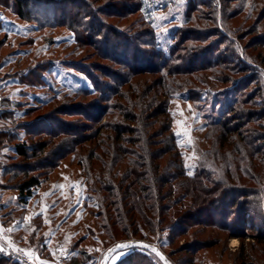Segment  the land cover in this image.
Segmentation results:
<instances>
[{
  "label": "trees",
  "instance_id": "obj_1",
  "mask_svg": "<svg viewBox=\"0 0 264 264\" xmlns=\"http://www.w3.org/2000/svg\"><path fill=\"white\" fill-rule=\"evenodd\" d=\"M140 4L139 0H13L20 20L36 23L39 29L68 27L80 48L92 49L94 56L105 62L104 66L94 67L97 77L87 73L95 89L80 91L76 98H90L88 108L92 111L87 105H64L58 114L84 118L96 125L106 120V124L93 130L80 121L58 124V119H50L48 125L39 120L30 125L28 138L32 145L22 143L14 148L24 166L15 177L21 179V201L26 203L34 197V190L40 185L34 174L44 168L55 169L70 157L101 197L98 224L111 240L145 238L144 230L156 234L169 225L173 244L177 239L195 236L190 234V225L215 227L219 231H230L238 225L240 229L231 232L240 231L244 238L253 237L264 245V230L251 233L256 229L251 214L262 210L264 202V86L258 77L264 65V35L258 31L248 35L228 32L236 37L238 52L222 54L218 49L201 50L194 46L207 44L212 35L191 28L175 42L168 55L161 54L158 61L134 67L132 60L138 62V55L142 54L138 47L153 45L148 22H141L140 29L132 35L122 31V25L140 13ZM44 6L48 12L52 6L61 10L47 17ZM263 9L264 4L259 12ZM74 10L75 15H70ZM198 10L196 4L188 6V25H200L201 19L194 17ZM218 36L221 37L219 33ZM247 38L250 40L245 43ZM221 40L224 41L219 45L229 41L224 37ZM185 51L192 52L196 59L186 67H173V62L180 60L177 53ZM157 55L154 53L153 58ZM203 74L231 85L248 76L245 81L249 83L239 82L225 111L215 119H207L204 139L210 148L201 154L191 172L174 132L170 101L178 92L193 94L197 87H204L209 77ZM231 76L243 77L231 80ZM253 84L256 93H248ZM63 102L72 101L63 98ZM35 160L38 161L29 166ZM235 210L239 219L230 221ZM221 217L226 219L222 223ZM218 244L191 243L181 251L191 253L194 260L200 251ZM151 261L152 258L137 253L127 255L118 264ZM0 264L19 262L0 253Z\"/></svg>",
  "mask_w": 264,
  "mask_h": 264
},
{
  "label": "rangeland",
  "instance_id": "obj_2",
  "mask_svg": "<svg viewBox=\"0 0 264 264\" xmlns=\"http://www.w3.org/2000/svg\"><path fill=\"white\" fill-rule=\"evenodd\" d=\"M139 1L140 13L125 22L122 31L132 35L140 29L141 22H148L151 24L149 29L153 31L150 38L153 45L138 47L142 54L139 53L138 62L132 60L134 67L158 61L161 54L168 55L175 42L191 28L196 32L199 30L212 35L207 44L194 46L198 45L201 50L218 49V53L222 54L225 51L228 54L238 52L236 46L239 43L228 32H245L248 35L258 31L264 35V9L259 12L264 0ZM191 4H196L199 9L194 15L201 19L198 27L187 24V9ZM8 5L9 9L0 7V239L15 251L24 248L31 252L37 251V264H118L127 255L137 253L152 258L151 264H264V245L253 237L244 238L240 231L231 232L232 229H240L234 223L230 231L190 225V234L194 233L195 236L177 239L173 244H170L169 225L156 234L144 230L145 238L130 236L118 240L109 239L98 224L101 197L88 184L84 172L70 157L55 169L44 168L34 174L38 176L40 185L34 190V197L26 203L21 201L18 192L21 179L15 177L24 166L14 148L22 143L32 145L28 138L30 125L39 120H44L46 124L50 119H58V124L80 121L93 130L106 124V120L96 125L84 118H66L58 114L64 105H87V109L92 111L88 108L90 98H76L80 91L95 89L94 82L87 73L97 77L94 67L104 66L105 62L99 61L92 49L80 48L68 27L39 29L36 23L20 21L13 14L16 12L15 8ZM45 6L44 15L47 17H53L57 10H61L52 6L48 12ZM75 13L76 10L70 15L74 16ZM218 33L221 37H216ZM222 36L229 41L219 45L224 41L221 40ZM249 40L247 38L245 43ZM121 42L126 43L123 39ZM157 52V57L153 58V54ZM191 53L178 52L180 60L173 62L172 66H188L189 61L196 59ZM261 70L262 74H258L261 79L259 84L264 86V65ZM125 74L127 72H122V75ZM203 77H209L204 87H197V92L193 94L190 91L178 92L170 101L174 132L180 141L186 166L191 172L196 169L201 154L210 148L204 139L207 119H215L225 111L234 99V87L239 82L249 83L245 81L248 76L234 85L216 82L210 74H203ZM241 77L243 76H231L230 79ZM255 91L253 84L248 93H256ZM190 97L195 100H190ZM63 98L72 102L64 103ZM48 125L51 124L48 122ZM36 161L38 160L29 162V166ZM42 161L41 158L40 162ZM60 185L64 187L61 188ZM179 194L178 191L177 195ZM263 211L264 202L262 210L251 214V219L256 220V229L251 232L254 235L257 231L264 230ZM238 215L236 211L230 221L239 219ZM224 218H218L219 222L225 221ZM202 233L205 235H201ZM129 241L135 244L144 242L151 249L138 246L114 251L118 245ZM216 241L219 242L216 247L200 251L194 260L191 253L181 251L191 243L197 245L206 242L208 245ZM156 251L162 252L165 258L162 259ZM0 253L9 258V254L1 246Z\"/></svg>",
  "mask_w": 264,
  "mask_h": 264
},
{
  "label": "built area",
  "instance_id": "obj_3",
  "mask_svg": "<svg viewBox=\"0 0 264 264\" xmlns=\"http://www.w3.org/2000/svg\"><path fill=\"white\" fill-rule=\"evenodd\" d=\"M0 246L2 247V249L7 251V255L9 254L8 256L11 259H14V260H17V261H21V262H24L26 264H37V262H38L37 261L38 260V252L37 251L31 252L29 249H26V248L15 251L14 249H11L10 246H8L1 239H0ZM138 246L139 247L140 246L141 247L142 246L146 247V244L144 242H142L141 244L140 243H136L135 244V242L129 241L126 244L118 245V247L115 248L114 251L121 250V249H124V248H127V247H138ZM146 248L151 249V247L150 248L146 247ZM153 250H155V249L153 248ZM58 264H65V263L62 262V263H58Z\"/></svg>",
  "mask_w": 264,
  "mask_h": 264
},
{
  "label": "crops",
  "instance_id": "obj_4",
  "mask_svg": "<svg viewBox=\"0 0 264 264\" xmlns=\"http://www.w3.org/2000/svg\"><path fill=\"white\" fill-rule=\"evenodd\" d=\"M0 1H3V2H0V7H2L3 9H6L8 8L7 5L10 7V5L13 7V0H0ZM6 2V3H5ZM9 9V8H8ZM15 15V17H17V15L15 13H13ZM18 18V17H17ZM2 20V19H0ZM20 20V19H19ZM22 21V20H20ZM24 22V21H23Z\"/></svg>",
  "mask_w": 264,
  "mask_h": 264
},
{
  "label": "water",
  "instance_id": "obj_5",
  "mask_svg": "<svg viewBox=\"0 0 264 264\" xmlns=\"http://www.w3.org/2000/svg\"><path fill=\"white\" fill-rule=\"evenodd\" d=\"M157 253H159V255H160L161 257H163V259L165 258V256L163 255V253H162V252H160V251H157Z\"/></svg>",
  "mask_w": 264,
  "mask_h": 264
},
{
  "label": "snow or ice",
  "instance_id": "obj_6",
  "mask_svg": "<svg viewBox=\"0 0 264 264\" xmlns=\"http://www.w3.org/2000/svg\"><path fill=\"white\" fill-rule=\"evenodd\" d=\"M60 187H61V188H63V187H64V185H60ZM158 255H159V253H158ZM161 258L163 259V257H161Z\"/></svg>",
  "mask_w": 264,
  "mask_h": 264
}]
</instances>
